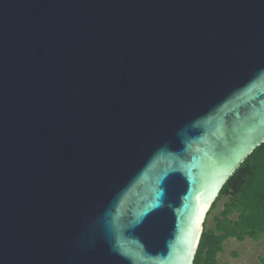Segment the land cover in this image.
I'll list each match as a JSON object with an SVG mask.
<instances>
[{"label": "water", "instance_id": "1", "mask_svg": "<svg viewBox=\"0 0 264 264\" xmlns=\"http://www.w3.org/2000/svg\"><path fill=\"white\" fill-rule=\"evenodd\" d=\"M264 143V0H0V264H194Z\"/></svg>", "mask_w": 264, "mask_h": 264}, {"label": "trees", "instance_id": "2", "mask_svg": "<svg viewBox=\"0 0 264 264\" xmlns=\"http://www.w3.org/2000/svg\"><path fill=\"white\" fill-rule=\"evenodd\" d=\"M223 198L227 202L215 217L214 228L204 229L194 264H218L217 255L229 238L243 242L246 238L259 241L264 237V143L225 184L208 215ZM232 214H236L235 219ZM261 262L264 264V257Z\"/></svg>", "mask_w": 264, "mask_h": 264}, {"label": "rangeland", "instance_id": "3", "mask_svg": "<svg viewBox=\"0 0 264 264\" xmlns=\"http://www.w3.org/2000/svg\"><path fill=\"white\" fill-rule=\"evenodd\" d=\"M226 202L227 198H223L207 216L204 229L214 228V219L220 215ZM231 218L235 219L236 214H232ZM262 257H264V237L259 241L246 238L243 242L229 238L223 243V250L217 255L216 260L218 264H262Z\"/></svg>", "mask_w": 264, "mask_h": 264}]
</instances>
